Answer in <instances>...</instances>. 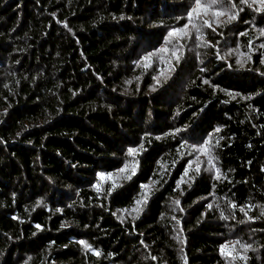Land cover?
<instances>
[{"label": "trees", "instance_id": "obj_1", "mask_svg": "<svg viewBox=\"0 0 264 264\" xmlns=\"http://www.w3.org/2000/svg\"><path fill=\"white\" fill-rule=\"evenodd\" d=\"M193 3L0 0V264H228L236 239L264 264L262 57L208 52L201 69L186 52L160 88L141 68ZM209 135L220 178L183 186ZM125 166L120 186L97 190Z\"/></svg>", "mask_w": 264, "mask_h": 264}, {"label": "rangeland", "instance_id": "obj_2", "mask_svg": "<svg viewBox=\"0 0 264 264\" xmlns=\"http://www.w3.org/2000/svg\"><path fill=\"white\" fill-rule=\"evenodd\" d=\"M234 2L237 4V8L234 9L233 11H239V9L241 8L243 9V11H239L238 18L235 21H232L231 23H222V24L213 23V28H215V31H213L212 28L202 27L201 28V34L203 37L202 41L196 39L197 34L195 33L194 30H192L191 38H184L182 40H177L175 38L169 37V33L173 31L174 29H170L168 31L167 41L171 39V42L170 43L166 42L167 44L165 48L169 49V51L161 52L160 50L164 49V47H161V49L160 48L157 49L158 51L156 53H151L147 55V56L151 55V59L148 61H145L144 67H141L143 70L147 69L148 72L153 74V77L156 82L155 86L160 85L159 86L160 88L162 84H164L169 79H171L170 77L175 71V68L184 62L186 52L187 53L193 52L197 56L198 67H200L201 69H203V67H206L208 52L210 53V52L218 51L222 53L223 56H225L226 58L229 57L227 58L228 61H230V58H231L235 60V63H237V65L241 67H245V66L250 67L251 65H248V62L251 61L255 55L261 56L262 59L264 60V48L260 47V45L264 44V35H261L262 30H264V19H263L264 15L261 16V14L263 13L254 11V8L256 7L255 5L250 8L247 5L240 4L239 0H234ZM192 7H193V4H191V7L187 10L184 23L178 24L179 26L176 27L175 29L182 28L185 24L188 23L187 14ZM245 10H248L252 14L256 13L257 16L260 15L262 18H259V20H255V21L254 20H244V17H242V14ZM181 17L182 16H180V18ZM203 19L204 17H201V19L196 20L195 22L198 25L202 26ZM220 19L226 20L227 18L221 17ZM242 21H245V22L242 23ZM237 24H240V25L244 24V26L242 25L239 26L240 27L239 29L241 31L236 36L232 30H234V27H238V26H234ZM208 36L210 39L208 38ZM232 37L235 38V42L231 46V44H228L226 40H229ZM188 47L190 48L189 51H188ZM177 49H178V55L180 56L179 60H176L171 55V52ZM248 57H251V58L249 59ZM223 63H225V61ZM146 64L148 65V67H145ZM138 72L141 73L140 71ZM162 72L164 73L163 75L161 74ZM201 78L203 79V83L207 81L203 77ZM152 89L155 90L154 87H152ZM226 95L229 96L231 99L235 97L233 94H230V93H226ZM209 141H210V144H209L210 155L213 157L212 149H213L214 144H213L212 137L210 135L208 137V140L204 143L202 142L200 146L208 143ZM197 157H199V164H200L199 173L206 171L207 173L212 174L214 178H216V169L212 168V166L208 163L209 156L206 154H202L199 151H193L192 153L189 154V158H188L189 161L187 162L186 170L188 172V175L185 176V173L183 174L184 182H181L183 186H186V185L190 186L191 183L193 182V178L197 175V172L195 171L196 163H193L191 168L189 167V162L196 161ZM213 163H214V160H213ZM126 173H127V169L125 171H120L115 175H110L112 179L102 180L100 177L99 189L100 188L104 189L105 185H108L110 187L120 186L122 183V179L126 178L125 177ZM152 188H153V184L151 183L149 187H147L143 191V195L140 199V201H142L141 205H139L140 208L144 207L147 204L149 198L152 195V191H153ZM145 200L146 202H144ZM213 201H211L210 198H205L203 202V206H207L209 209H211L213 208ZM209 205H211V207H209ZM124 213L126 214V212ZM246 232L248 233V230L245 231V233ZM236 240H230L228 242L229 249H226L225 254L221 253V255L225 258H228V264H238V263L249 264L248 260L245 261L239 258L233 259L232 255H228V252L231 251V242H234ZM253 246H255V244L252 243L251 249L249 251H252L255 254L258 252V250L254 248ZM236 251L240 253L241 255H245V253L243 252V249H241L239 245L236 246ZM233 255H235V253H233Z\"/></svg>", "mask_w": 264, "mask_h": 264}, {"label": "snow or ice", "instance_id": "obj_3", "mask_svg": "<svg viewBox=\"0 0 264 264\" xmlns=\"http://www.w3.org/2000/svg\"><path fill=\"white\" fill-rule=\"evenodd\" d=\"M240 4L243 5H247L248 7H253L254 5L256 6L254 8V11L256 12H260V13H264V0H239ZM237 8V4L234 2V0H194L193 3V7L190 9V11L187 14V19H188V23L185 24L182 28H177L174 29L173 31H171L169 33V37L170 38H175L177 40H182L184 38H191L192 35V30L195 31L196 35V39L202 41L203 37L201 34V28L202 27H207V28H212L213 31H215V28H213V23L216 24H222V23H231L232 21H235L238 16H239V11H243V9H239V11H233L234 9ZM201 17H204L203 19V25H198L195 21L201 19ZM221 17H226V20H221ZM261 35H264V30H262ZM167 42H171V39H169V41ZM261 48H264V44L260 45ZM161 52H168L169 49L164 48L160 50ZM172 57H174L176 60L180 59V56L178 55V49L177 50H173L171 52ZM249 59L251 57H248ZM151 59V55L150 56H146L144 57L145 61H148ZM261 63H264V60L261 61ZM145 67H148V65L146 64ZM162 75L164 74L163 72L161 73ZM205 83H207V81H205ZM216 131H220V129H216ZM209 144L210 141L202 146H200L199 148H195L194 147V151H199L202 154H206L209 156L208 159V163L212 166V168L216 169V178L219 179L221 174H220V170L218 168H216V165L213 163L214 157H212L210 155V150H209ZM138 152V149L136 148H130L128 150L129 155H136ZM196 163V168L195 171L197 172V174H199L200 172V164H199V157L196 158V161H190L189 162V167H192V164ZM127 168V166H125V169H121V171H125ZM133 174H135V169H133ZM188 175L187 170L185 171V176ZM128 179H131V177H127ZM101 179H112V177L109 176H104V174H101ZM194 179V178H193ZM183 178H182V181ZM144 187H148L147 185H145ZM97 190L99 191V186L97 188ZM146 202V200L144 201ZM142 201H136V205L137 207H134L133 209H131V212L136 213V216L133 217V219L137 218L139 216L140 211H142V209L139 207V205H141ZM176 203L178 204L179 201H176ZM209 207H211V205H209ZM233 208H236L237 206L235 204L232 205ZM128 211V210H125ZM240 211H244L243 208L240 209ZM261 215H264V212L261 213ZM251 219V218H250ZM37 227H39V225H37ZM80 243L82 245H84L85 249L91 250V245L87 244L85 241H80ZM239 245V247L241 249H243V251L246 253L247 251H249L251 249V245L250 244H243L241 243V241L236 240L234 242H231V251L228 252V255H232L233 259L239 258L241 260H247V256L245 255H241L240 253H238L236 251V246ZM229 249V244L226 243L221 247V253L225 254V250ZM233 253H235V255H233ZM96 255H100L99 251L95 252ZM185 264H186V260H185Z\"/></svg>", "mask_w": 264, "mask_h": 264}]
</instances>
